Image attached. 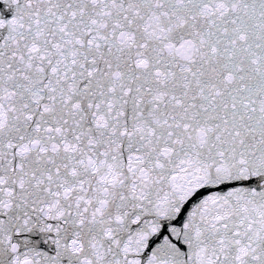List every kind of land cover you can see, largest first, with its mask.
Masks as SVG:
<instances>
[{
    "label": "snow or ice",
    "instance_id": "obj_1",
    "mask_svg": "<svg viewBox=\"0 0 264 264\" xmlns=\"http://www.w3.org/2000/svg\"><path fill=\"white\" fill-rule=\"evenodd\" d=\"M0 264H264V0H0Z\"/></svg>",
    "mask_w": 264,
    "mask_h": 264
}]
</instances>
